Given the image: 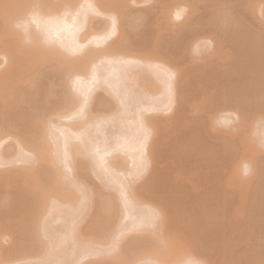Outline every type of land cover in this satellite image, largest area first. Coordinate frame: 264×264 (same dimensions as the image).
<instances>
[{"label": "rangeland", "instance_id": "rangeland-1", "mask_svg": "<svg viewBox=\"0 0 264 264\" xmlns=\"http://www.w3.org/2000/svg\"><path fill=\"white\" fill-rule=\"evenodd\" d=\"M163 1L164 2H161V0H129L125 2L121 9L122 13L119 22L122 32H118L117 34H114V36H111V38L106 41L105 45L114 44L119 40L120 43L136 55L143 56L149 53L148 58L152 57L153 61L164 62L167 64L169 70H177L173 76V82L177 83V85H175L177 88L175 87L173 93L170 91L166 94V91H164L161 92V95H156L155 97H147L148 95L142 96V90L136 85V87L133 85V89L131 87L132 85L127 86V84L130 85V83L123 86L125 84L119 80V74V76L117 74V76L111 74L107 75L106 71L110 66H108L107 61H102L100 64H97V74L101 77L98 80V83H96L94 87L91 86L89 89L91 90L89 91V94H92L93 91L96 94H92L95 98L93 100L91 99L92 101H89L90 103L88 102L89 107H87L89 109L88 111L91 112V115L95 117L100 115V117H97L98 121L94 120V126L90 123V126L86 124L88 127H83V129H87H82L85 132L82 131V134L84 136L83 138L86 137L85 141H89L88 143L91 144V148H93L96 143L97 145H101L102 143V147L100 146L102 149L100 150L102 151L103 147L106 150V147L108 146L110 147L108 150H110L111 154L110 152H105L103 153V155L105 154L103 159H101L96 155L97 153H95L94 148L91 149L89 147L90 150H88L87 158H83V161L79 158L75 162L77 165L73 164L72 166L74 167L71 166V168L64 169L65 171L62 170L60 172V177L63 178V173L64 177L68 180L77 175L78 167L87 170L86 167L89 169L92 165L91 169L97 170V173H100L97 177V174H91L92 170H87L88 176L86 175V180L83 178V182L85 183V188L83 187V190H85L84 193L86 194V189L88 191V187H92L93 195L91 194V196L94 197L98 192L97 190H100L99 192L103 193V195L104 193H108L109 196L113 198L116 204L114 205L113 202L115 207L113 210L114 213H111L112 215L109 214L111 217L107 215L109 219L106 221V214L105 216H102L104 213H100V217L102 218L101 220L106 223H110L111 221L112 223H116L117 220L118 223H116V225L115 223H110L113 228V231H111L112 228H110V231L114 232L116 229V233L114 232L115 234L112 233V235H109L110 233H108L105 235V243L103 242L102 245L99 244L98 249H94V252H96L95 255L93 252L94 247L91 250V246H86V244L89 243L86 242V238H89V234L91 233L89 230L93 231V229L89 227L92 225L96 214V211H94L96 210V206L94 204H96L95 202L97 201L96 199L99 198L98 196L101 195H95L93 198L94 203L90 202V204H86L85 202L84 204L83 199L85 200L90 193L87 192V195L84 198L85 194H83V190H81L82 187L81 189H77L80 187L75 188L78 184L76 185L75 178H72L75 182L73 188L75 191L73 192L76 196H82V202H80L81 200L79 198L81 205L72 209L66 206V208L68 207L73 211V214L71 211L70 213L68 212L69 216L63 208L65 207L64 205L60 207L66 212L65 214L62 213L63 211H60L61 208L53 206L52 208H56V210L58 209L57 212L60 211L64 216L63 217L58 213L62 217H59L60 219H57L58 215L55 209H50V211L48 209V211L54 215L52 217L50 213V215H47L48 217L45 215L48 227L47 223L43 224L45 222L43 221L45 218H43L41 231L39 230L40 228H38L40 223H36L38 226H34V228L38 229L37 231L34 229L36 232L34 237L37 236V234H39L40 237L43 236L44 234L41 233H43V230L45 229L48 236L54 238L50 241L51 237H48L50 242L49 244H46L50 245L52 240H55L52 242L55 247L52 245L54 248L51 250V252H54L55 250L56 253H53L54 255L58 254L56 256L59 257V255H62V252L65 251L64 253H67L66 257L68 258V253L73 250L72 252H74V254L70 253L72 255L71 258L66 259V257L63 256L64 254L62 255L63 260L66 259L68 262L72 260L71 264L77 262V259L79 260L78 257H80V253L78 252L80 250L81 253H85V251H82L83 249L85 250V247L87 248V251H89V249L91 251H89V255H86L77 262L79 264H120V260H117L116 258L114 259V256L118 253L120 254L121 250L124 251V253H121L122 255L124 254L123 259L129 260L131 256L138 255L145 244H147L146 242H148L150 234L152 233L150 231L142 232L141 230H137H139V227L146 226V223H148V225L151 224L149 226H152L153 228L155 227L154 229L151 227V230L155 231L158 225L161 227L164 226L163 231L170 235L172 234L171 236L174 235L177 238H180L178 239L180 241L179 246L186 249V254L183 258L185 259L187 257L185 259L186 261H192H190L191 263L189 262V264H264V150H261L259 147L261 142H264V136L262 135L261 138L260 135L264 132V130L263 132H261L262 130L260 131L261 128L263 129L261 126H264V0H247L250 1L248 7L243 4L244 0ZM163 4L167 5L169 9L168 11L175 10V7H180L178 9L179 11H182V13L180 12L178 17L165 15L162 11ZM104 13L106 16L107 12ZM105 16H103L102 13H97L96 15L93 14V17L91 16V26L99 30L103 29V27L106 28L105 21L108 20L104 18H108V16ZM136 17H138V20L140 19L139 17H142L140 19L141 21L137 22V20H133L134 18L136 19ZM9 35L10 36L6 33L5 39L8 41H14L15 35L12 34L13 37L11 34ZM150 43L153 44V46L156 44L159 46L155 47L156 49L158 48L156 52L149 50V48L152 47ZM1 56L0 72H4L8 69L9 64L5 62L7 64L5 66ZM146 64L147 65L144 63V65H142L143 69H146L144 66H147L148 68L150 65L148 62H146ZM59 66L60 65H57L55 61L36 66L34 71L35 80L37 82L35 81V83H39V87L37 84L32 86L35 92H32L33 90L27 91L26 89L28 88L25 89L24 84L17 83L14 87L15 90L13 89L12 91V89H10V91H7L8 93L5 92L7 96L3 93L7 98L11 91L14 92V95L13 93L12 95L14 97L16 96L15 99L13 96V100H10V96L8 99L12 102L11 104L5 96L3 98L1 97L3 94L0 96V100H7L12 106L11 110L10 105L8 106L6 101L3 102L4 104L0 102L2 104L0 109L1 112L2 109L7 106L5 110H3V112H5L4 114L0 112L3 115L0 114L1 127L3 126L4 128V124L6 127L7 125L9 127L15 126L14 128L16 129L17 127V130L10 128V131H8L9 128L6 127L5 130L13 133V136H21L25 133L28 134L29 131V133L34 131L29 128L27 123L31 117L35 116V114L44 119L49 117L50 120L47 125L49 129L48 131H50V127L52 126L50 125L52 121H55L53 124L58 126L61 122L66 125L73 120V118L69 116L64 119H57L58 114L66 110L64 102L65 98L63 96L64 94H62L66 86L65 83H63L65 88L62 90V83L60 84L59 81V79H62V77H60V74L62 73H59V71L63 70V68L60 69L61 66ZM138 66L135 67L134 70L138 71V68L139 70H142L141 66ZM159 72L161 73L160 76L163 75L161 78L166 77L162 71H158V73L156 71V75H158ZM103 73L106 74V77H103ZM102 78H105V81H103ZM162 79V82H164L163 84H166L168 80L166 78ZM101 81L106 82V85H108L103 86L104 83ZM100 85L104 88L108 87L105 90L110 92L107 93L104 89L103 91L101 89L103 88L102 86L99 89ZM109 85H111V90L109 89ZM35 87H38V89ZM119 87L121 90L118 89ZM127 87L129 88L127 89ZM23 90L26 92L24 91V93ZM20 91H22L21 94ZM131 91L134 94H132ZM36 92L40 93L37 94ZM125 92L127 94H125ZM33 93H36V96H33ZM18 94L20 97L17 96ZM113 94H115V96L120 94V97H114ZM23 95L24 97L21 98ZM170 95H174L175 100L172 102L170 101L169 103L168 99ZM127 96L130 98H127ZM164 96L167 98L166 100H164ZM145 97H147L149 101L153 98L157 103L154 102V100L152 101L159 106L162 103L164 104L161 105L159 109L157 108L158 110L147 113L148 115L157 117L159 125L161 126L162 124L163 130L161 127L160 130L162 132L157 131L159 134L153 132L154 134L151 133L153 136L150 135L151 139L149 138L148 143L155 148V154H153L155 158L151 163H148L149 165L146 164V169L143 170V167L135 166V163L137 164V162L138 165L140 164L139 158L138 161L135 162V160L132 161L133 159L131 160L130 157H127L126 155V157L130 159V163L127 162V166L130 168L129 171L131 169H137L139 172L138 173L134 170L136 173L133 172L131 176L135 175L129 179L130 175L125 178V176L118 174L113 170L110 171L109 168L106 169L104 165L108 163V160L112 159L110 157L120 158V155L121 157L125 156V153H122L120 150L121 148L118 149L117 147V143L120 142V140L126 139L125 141L128 142L130 136L131 138L137 139L136 133H138L139 136L141 135V130L138 129L139 124L136 122V119L140 114L138 112L141 111V113H143L144 105H150ZM161 97L162 100H159ZM20 98L23 100L18 101ZM16 99L18 103L22 102L20 103L22 106H20V104L16 106L18 104L16 102L17 104H14V108L12 104ZM119 100H123L124 102L120 101L122 103L120 104ZM146 100L148 102H146ZM160 101L162 103H160ZM116 103L120 109H117ZM124 104L127 105V110L126 105ZM142 105L144 107H142ZM110 106L112 108H110ZM163 106L164 108H162ZM19 107L21 108L20 113L17 114ZM7 108L9 111L11 110V112H9ZM115 108L118 110L117 114L115 113L116 116L114 115V117H112L111 114L109 115L111 118H109V112L116 111ZM109 109L111 110L109 111ZM112 109L114 110L112 111ZM123 109L125 113H123ZM118 112L120 114H118ZM102 113H107L104 114V116L107 117L106 119H103ZM50 115L52 116L50 117ZM81 115V113H77V119L80 120ZM76 116H73L74 119ZM222 117H226V119L222 120ZM69 118H72V120H69ZM131 119L133 121H131ZM245 119L247 120L245 121ZM126 120H129L127 121L128 123L125 122ZM254 121L257 122V126ZM244 122H249L251 124L245 123L244 126L242 125ZM131 125L134 126L132 127ZM252 126L256 127V130H253ZM58 127H53L52 130L55 135H57V133L59 135L55 136L51 133L53 136L51 137L48 132L51 137L49 138V143L50 141H58L57 144H59V147L56 144V147L53 148L52 146H54V142H51L52 144L50 143L51 150L53 149L51 156L53 155L52 157H55L58 160L57 165L59 164V166H63L64 163H67V155L64 152V154H61V156L64 157L66 155L65 158H62V160L64 159L63 163L62 160H60L61 158H59V148L62 147L60 145H62L64 139H66H62L63 136L67 137V135L70 136V134L67 133L65 136L67 131L65 130L64 133L62 130L64 134H62V136L60 130L63 128L61 126ZM135 128L138 130L136 131ZM258 128L260 129L258 130ZM64 129H66L65 126ZM128 131L130 132L128 133ZM131 131H133V136L128 135L131 134ZM87 132L88 134L86 135ZM122 133L124 136L123 139L121 138L123 137ZM125 133L128 134L125 136ZM127 135L129 137H127ZM155 135L157 137H155ZM11 136H9L10 138L8 136V138L2 136L5 140L2 139L3 141L1 140L0 142L2 143V145H0L2 151H0L6 154L2 153L5 157H8L9 154L14 155V153L19 156H13L12 161L8 157L10 163L8 161V164L1 163L0 165V197L2 202L5 200L4 203H2L5 204L4 207L1 206L2 204L0 200V264H52V262L54 263V260L58 259L56 256L53 258L54 255L52 253L45 252L50 254L51 257L43 253V255H46L44 258L40 255V252H38L40 255L39 258L36 251L32 252V249L37 250V246H35L37 244H34L35 248L27 237L15 234L12 231L10 232L9 228H7L9 223L6 222V225L4 222L5 220H16L17 217H24L27 214V210L29 211V209H27L28 204H31L30 198L25 193L20 192L17 188H13L8 181L2 179L5 171L10 170L11 166H20V163H22L16 161L18 158H21L20 156L22 155V152L20 149L17 150V144ZM52 138H55L56 140H53ZM88 138L92 141L90 139L88 140ZM61 139L63 140L62 142ZM97 139L99 140L98 142ZM134 139L131 140L134 142ZM93 140H95L96 143H94ZM130 141L128 142L129 144ZM59 142H61V144ZM104 143L106 146H103ZM114 144L115 146H112ZM150 145L149 147H151ZM6 148H10L11 150H7ZM57 149V155L59 157L54 153ZM90 152L93 153V155L90 154ZM106 155L110 159H107L108 157H105ZM14 157H16V160ZM69 162L70 160L68 163ZM140 162L142 161L140 160ZM23 164L25 165V163ZM146 165L144 164V167ZM101 166H103V168ZM139 166L143 165L141 164ZM139 168L142 169V171H140ZM116 174L118 175L116 176ZM65 178L63 179L66 181ZM129 180L130 182H128ZM71 182L72 181L70 180V183ZM121 182H123L122 185L120 184ZM66 183L68 184L69 182L66 181ZM129 183L133 184L138 189L140 203L137 202V207L135 204L136 202L130 203L129 201L126 203L127 198L124 197L125 194L120 193L123 192L124 187L129 186ZM77 190H80L79 193L82 194H77ZM1 195H3V197ZM122 197H124L125 200ZM88 200L90 199L88 198ZM85 201H87V199ZM127 204L129 206L126 207ZM161 204H164L165 206ZM82 205H84V207L81 209ZM117 206L121 209V213H119V211L116 213L118 210V208H116ZM29 207L31 208L30 205ZM88 209H92L93 211L90 210L89 212ZM157 209H161L163 212L161 218L160 215H158L159 212ZM75 210H77V212ZM123 212H127L129 216H125L127 213ZM56 215L57 218L55 219ZM113 216H116L117 218H114ZM118 217L120 218L118 219ZM90 221H92V223H90ZM77 225L80 232H83L82 239L85 238V242H82L83 240H81L78 242V244L80 243L78 246L76 243L73 245L74 249L71 246L72 242H68L70 245H65L64 247L62 246L63 244L58 243L59 245L61 244V250L56 242H60V238L63 237H65V239H63L62 243L70 241L66 237L68 236L67 234H70L68 228ZM113 225L116 228H114ZM148 225L146 228L149 227ZM120 231H123V233L125 231L127 235L125 233V235L120 234ZM51 232L52 234H50ZM46 233L45 235H47ZM39 235L37 238H40ZM107 235L108 237L110 236V238H107ZM112 237L113 239H117L120 243L116 244L118 245V248L116 246V251L109 255L107 254V250L113 245V242L115 243L114 240H111ZM119 237L123 240L124 238L130 239L128 241L127 239H125L126 241H123L119 240ZM26 238L28 240H26ZM37 238L36 240L38 242ZM94 238L96 237L94 236ZM33 239L32 242L34 243L35 239ZM44 239L48 242L45 236ZM107 239L113 242L111 243V241ZM25 242L26 244H24ZM22 243L26 245L25 248L22 246ZM121 243L123 244L120 246L121 250L119 251V245H121ZM19 245L22 247L19 248ZM91 245L98 246V244ZM47 248L45 251L50 252ZM57 248L61 251L59 252ZM20 249L21 251L25 249V251L22 252V255ZM23 253L26 254L24 255ZM73 255H76V260H73ZM37 256L38 258H36ZM51 258L53 259L52 262ZM99 258H103V260L96 261ZM194 259L196 262H194ZM59 260H61V258ZM66 260H64L65 262L63 261L64 264L68 263ZM145 260L139 259V263L136 262V264L151 263V260L150 262L148 259ZM152 260L154 261V259ZM183 260L181 257L179 263L188 264L182 262ZM135 261H137V259ZM133 262L134 261H132V264Z\"/></svg>", "mask_w": 264, "mask_h": 264}, {"label": "bare ground", "instance_id": "bare-ground-1", "mask_svg": "<svg viewBox=\"0 0 264 264\" xmlns=\"http://www.w3.org/2000/svg\"><path fill=\"white\" fill-rule=\"evenodd\" d=\"M127 1H129V0H0V47H1L0 48V56L2 55L1 56L2 61L5 64V66L7 65L5 62H7L9 64L8 69L6 71H4V69H3L4 72H2V71L0 72V74H1L0 75V96L5 92L8 93L7 91H10V89H12V91H13L15 84H17V83L24 84L25 89L28 88V89H26L27 91L33 90L34 88L32 86L34 84H37L39 87V83H35L36 80H35L34 69L36 68L37 65H43V64H46L50 61H55V63L57 65L61 66V67L59 66L60 69L63 68V70L59 71V73H62V74H60V77H62V79H59V81H60V84L65 83V86H66V88H65L64 84L63 85L61 84L62 90L65 88V90H64V92H62V94H64L63 96L65 98L64 99L65 100L64 101L65 107H66L65 109L67 110V111L65 110L66 112L62 111V113H60V114L57 113L58 114L57 119L58 118L64 119V118H67L68 116L73 118V120H72V118L71 119L69 118V120H72L69 124L64 125V123L62 124V122H61L62 125L61 124L58 125V126H61L63 128L60 130L61 132H62V130L64 131V133H65V130L67 131L65 133V136L67 135V133L70 134V136L67 135V137H64L63 132L61 133V135L63 134L62 139H64V138H66V139H64V141L61 139V142L63 141V144L60 145L62 147L59 148L60 149V151H59L60 157L57 155L58 149L56 152H54V153H56V156L61 158L60 160H62V158H65L67 155V157H66L67 163H64V159L62 160V162L64 163L63 166H59V164L57 165L58 160L55 157H52L53 155L51 156V152L53 149L51 150L50 143L51 142L53 143L54 141H50V143H49V138L53 137L52 135H55L53 130H52L53 127L57 128L58 126L53 124L55 121H52V123L50 121L51 124L50 123L49 124L52 125L53 127L51 126L52 128L50 127V131H48L49 129H48L47 125H48V122L50 120L49 117L45 118L46 119L45 120L44 118L38 117V116H36L37 114H35V116L31 117L27 123L29 128L33 129L34 131L33 132L31 131V133H29L30 132L29 131L28 134L25 133V134H22L21 136H13L14 135L13 133L7 132L5 130V127H6L5 124H4V128H3V126L2 127L0 126V137L4 136V137L8 138L9 136L12 135L11 138L15 140V143L17 144V150L20 149V151L22 152L21 153L22 155L20 156L21 158H18L16 160L15 159L16 157H14V159L17 162H19V161L22 162V163H20L21 165L20 166L15 165L14 167L11 166L10 170L5 171L4 176H2L3 177L2 179H5L6 181H8L11 184V186H13V188H17L20 192L25 193L30 198V203H31V204H28L27 209H29V211L27 210V214L24 217L23 216H22V218L17 217V219L15 218L16 220H12V219L11 220H5L6 219L5 218L4 222L9 223L8 225L6 223V225H7V228H9L10 232L12 231L15 234L27 237L33 246H34V244H37L35 246H37L38 251L36 249L35 250L32 249L33 250L32 252H35V251H36V253L40 252V255H42L43 257L46 256V255H43V253H45V252L52 253V254L56 253L54 249H53L54 252H51L52 248L55 247L54 243H52L55 240L54 241L52 240L50 245L46 244V243L49 244V242L51 241V239L53 237L48 236V234L45 232L46 230L44 229V225H43V229H44L43 233L40 232L41 234H44L43 236H41L43 238H41L40 235L37 234V236L39 235V237H40V238H37V236H35L38 239V242H37L36 238L34 237V235H36V232L34 230L36 228H34V226L35 227L38 226L36 223H38V224L40 223V225L38 227V228H40L39 229L40 231L42 230L41 227H42L43 221H45L43 224L47 223V227H48V222H46L47 221L46 216L51 214L49 212L50 209L56 210V208H61L62 205L65 206L63 208H64V210H66L67 215L69 216L68 212L70 213L71 210L68 207H70L71 209L77 208L78 205L79 206L81 205L80 202H82V199H81L82 196H78V195L76 196L75 193L73 192V191H75L73 189L75 182L72 180V178H75L74 180H76V185L81 184L79 186L77 185L75 188L80 187L77 189H81V187H82L81 190H83L85 188V186H84L85 183L83 182V180L86 178L87 170H89V169L92 170L91 174H94V175L97 174V177H98V174H100V173H97V170L91 169L92 165L90 166L89 169L85 165L87 170L85 168H79L78 167V172L76 171L77 175L72 177L71 179L69 178L73 183L72 182L70 183V180L65 178L63 173H62L63 178H65L66 181H68L71 185L73 184L72 186L69 183L67 184L66 181L62 177H60V175H61L60 172L64 169L71 168V166L73 164L77 165V164H75V162L79 158H81L82 161H83V158L84 159L87 158V153L89 152L88 150H90L89 147L90 148L92 147L91 144L88 143L89 141L88 142L85 141L86 137L83 138L84 136L82 133L84 132L83 130L85 129V128L83 129V127L90 126L89 123L92 124V126H94L93 125L94 122L96 120L98 121L97 117H100V115L95 117V116L91 115L90 111H88L89 110L88 104L90 103L89 101H92L95 98L94 95L92 96L94 91L92 94H89V91H91L89 89L91 88V86L94 87L95 84L98 83V80L101 77V76H98V74H97V71H98V69H97L98 65L97 64H100V62H102V61H105V62L107 61L108 66L109 65L110 66H109V69L106 68L107 69L106 74L107 75L111 74L113 76H117L119 74L120 78H121V79L119 78V80H121L125 84V85H123V84H121V85L126 86L127 83H130V85L127 84V86L132 85L131 86L132 89H133V85L134 86L136 85L138 88H140V90H142L141 91V93L143 92L142 96L148 95L147 97H149V96L155 97L156 95L157 96L161 95V92H164V91H166V94H167V92H170V91H171V93H173V91L176 87L175 85H177V83L173 82V76L177 70H174V69L169 70L167 64H165L164 62L153 61L152 57H150V56H149L150 58H148L149 53L146 55H143V56L136 55L132 51L128 50V48L126 46H124L122 43H120L119 40L117 42H115L114 44L105 45L106 41L109 40V38H111V36H114V34H117L118 32L119 33L122 32V30L120 29L121 26H119L120 17H121V13H122L121 9L124 6L125 2H127ZM131 1H134V0H131ZM161 2H164V1L161 0ZM243 4L248 7L250 5V1L244 0ZM178 8H180V7H178ZM178 8L175 7V10L173 9L174 11L173 10L168 11L169 9H168L167 5L163 4L162 11L165 15H170L172 17H176V16L178 17L180 15V12L182 13V11H179ZM104 12H107L106 16H108V18L104 15L105 14ZM97 13H100V14L102 13V15L106 17L104 19L108 20V21H105L106 22L105 23L106 28L103 27V29L99 30V29H95V27L91 26L93 14L96 15ZM139 18L141 19L142 17H139ZM140 19L138 20V17H136V19L134 18L133 20H135V21L137 20V22H138V21H141ZM6 33L8 34V36H10L9 34L15 35V40L14 41L9 40L10 41L9 42L7 39H5L7 37V35L5 37ZM13 35H12V37H13ZM11 39H13V38H11ZM151 45H152V47H150ZM151 45L149 46L150 47L149 50L156 52L158 49V48L157 49L155 48L157 46V44L154 46H153V44H151ZM157 47H159V46H157ZM42 48H43V50H42ZM146 62H148V64H150V65L148 66V68H147V66H144V67H146V69H143L142 65H144V63H145V65H147ZM138 65L141 66L142 70L141 69L139 70V68H138V71L134 70L135 67H137ZM156 71H157V73H158V71H162L164 76H166V77H162V78H164V79L166 78L168 80L166 82V84H163L164 82H162L163 79L161 78V76H163V75L160 76V74H161L160 72L158 74L159 76L156 75ZM99 72H100V70H99ZM104 73H103V77H106V74H104ZM104 79L102 78L103 81H105ZM113 79H114V77H113ZM61 80H63V81H61ZM103 81H101V82H103ZM106 82H107V80H106ZM106 82H103L104 83L103 86L106 85ZM37 85H35V86H37ZM101 86L102 85L99 86V89ZM38 87H35V88L38 89ZM109 87H110L109 89L111 90V85H109ZM106 88H108V87H106ZM106 88L103 87L101 89L105 90ZM121 88H124V87H121ZM128 88L129 87H127V89ZM114 89H116V88H114ZM118 89H120V87ZM132 89H130V90H132ZM12 91H11V93L8 94L7 98H6V96H7L6 93H5L6 96H5V94H3L1 97L3 98L5 96V98L8 100L9 96H10L11 97L10 100H13L12 98L14 97L13 96L14 92H12ZM24 91L25 90H23V92ZM21 92L22 91H20V94H21ZM32 92H35V91L33 90ZM37 92H38V90H37ZM105 92L109 93L110 91L108 92L107 90H105ZM126 92H125V94H127ZM12 93H13V95H12ZM36 93L35 94L33 93L34 94L33 96H36ZM39 93H37V94H39ZM118 93H120V92H118ZM131 93L134 94L132 91H131ZM87 94H89V95H87ZM94 94H96V93H94ZM120 94L118 95L119 97H120ZM129 94H130V92H129ZM25 95H27V94H25ZM17 96L20 97L19 94ZM113 96L118 97V96H115V94H113ZM139 96H140V94H139ZM15 97H14V99H15ZM23 97H24V95L21 96V98H23ZM28 97H30V96H28ZM96 97H98V96H96ZM147 97H145V99ZM151 97H150V99H151ZM21 98L18 101H22L23 99H21ZM127 98H130V97L127 96ZM163 98H165V96ZM17 99H19V98H17ZM17 99L12 104L13 106L16 102L18 103ZM166 99L167 98H165L164 100H166ZM3 100H0V102L1 103L5 102V101L7 102V100H4V101ZM10 100H8V101L11 104L12 102ZM147 100H148V98H147ZM147 100H146V102L149 101V100L148 101ZM152 100H154V99L152 98ZM159 100H162V97ZM173 100H175L174 95H170V97L168 99L169 103H170V101L172 102ZM120 101L121 100H119V102ZM151 101H149L148 104H150V105H148V106L144 105L145 106L144 107L142 105V107H144L143 113H141V111H140V112H138V113H140L138 115V117L135 116V117H137L136 122L139 124L138 129L141 130V133L139 131V133L141 135L139 136V134L136 133L137 139H134V138H131V136L130 137L128 136V135H132L133 131H131V134H128L130 131H128V133H125V136H126V134H128L127 137H129L130 140L134 139L135 143L132 140L130 141L129 139H127L130 141V144H129L128 143L129 141L127 142V141H125L126 139H123L124 136L122 133L123 137H121V138L123 140H120V142L117 143L118 144L117 147H118V149L121 148L120 150L122 151V153H125V156L121 157V155H120L119 156L120 158L110 157V158H112V159H110L106 155L105 157H108L107 159H110V160H108V163L106 165H104V167L106 169L109 168L110 171L113 170L114 172L125 176V178H127L128 175H130L129 176V179H130V177H133L135 175L134 174L133 176H131L133 174V172L134 173H136V171L138 172L137 169H133V170L131 169L132 171L131 170L129 171L130 168L127 166V164H128L127 162H129L130 159L131 160L133 159L132 161L135 160V162H137L138 158H139V163H140L139 165L142 164L143 166H139L138 162H137V164L134 162L135 166L141 167V168L143 167L142 169L144 170L147 168L146 164L151 163V161H153V159L155 158L153 155V154H155L154 153L155 148H153V146H151L148 143V140H149V138L151 139L150 135L153 136V134H154L153 132H156L159 134V132L161 131L160 128L162 127V124L160 126L157 117H153V115L151 116V115H148L147 113L152 112L154 110H158L161 107V105H164V104L160 101V103H162V104H160V106H159V105L154 103V102L157 103L156 100H154V102L152 101L153 103ZM9 102H7L8 106L10 105ZM121 102H120V104H122ZM163 102H166V101H163ZM7 103H6V105H7ZM20 103H22V102H19L16 106H18ZM23 103H24V101H23ZM166 103H168V102H166ZM158 104H159V101H158ZM124 105H126V104H124ZM20 106H22V104H20ZM1 107H2V104L0 106V109H1ZM3 107H4V105H3ZM10 107L12 110L11 105H10ZM116 107H117V109H120V107L118 108V104L116 105ZM5 108L2 109V112L1 111L0 112L4 114L5 112H3V110H5ZM14 108H15V106H14ZM110 108H112V107L110 106ZM162 108H164V106ZM20 109L21 108L19 107L18 108L19 111L17 114L20 113ZM62 109H64V108H62ZM117 109H116V111L114 109H112V111L113 110L114 111L109 112L108 116L112 114V117H114L115 113L117 114V111H118ZM7 110H8V108H7ZM11 110L10 111L8 110V111L11 112ZM110 110L111 109H109V111ZM126 110H127V105H126ZM122 111H123V113H125L124 109ZM54 113H52V114H54ZM77 113L82 114L80 120L77 119L78 118V116H76ZM129 113H128V115H129ZM17 114L15 113L16 116H17ZM21 114H22V111H21ZM104 114H107V113H104ZM104 114L102 115V117H103V119H106L107 117L104 116ZM118 114H120V113L118 112ZM72 115L74 117L76 116V118L74 119V117ZM51 116L52 115H50V117ZM94 117L97 119H95ZM118 117H120V116H118ZM109 118H111V116H109ZM123 119H124V117H123ZM225 119H226V117L225 118L222 117V120H225ZM246 120L247 119H245V121ZM127 121H129V120H126L125 122H127ZM131 121H133V120L131 119ZM249 122H244L242 125H244L245 123H249ZM86 124H88V126ZM131 124H133V123H131ZM134 124H136V123H134ZM249 124H251V123H249ZM255 124L257 126V122H255ZM1 125H3V124H1ZM64 126L66 129H64ZM127 126H130V125H127ZM14 127H9L7 125L6 128H9L8 131H10V128L17 130V127H16V129ZM261 127H263V129L258 128V130L260 129V131L262 130L261 132H263L264 126L262 125ZM135 129H136V131L138 130L137 128H135ZM254 129L256 130V127H253V130ZM162 130H163V127H162ZM136 131H134V132H136ZM157 131H159V132H157ZM48 132L50 133V135L52 133L51 137H50ZM55 132H56V130H55ZM88 132L86 133V135L88 134ZM151 133H153V134H151ZM57 135H59V134L57 133ZM57 135H55V136H57ZM260 135L262 138V135L264 136V132H263V134H260ZM127 137H125V138H127ZM155 137H157V136L155 135ZM90 138H88V140ZM2 139H3V137L0 138V142ZM52 139L56 140L55 138H52ZM3 140H5V138ZM98 141L99 140L97 139V142ZM118 141H119V139H118ZM57 142H54V146H52L53 148L56 147ZM61 142H59V143L61 144ZM93 142L96 143L95 140H93ZM131 142H132V144H131ZM105 143L103 146H106ZM0 145H2V143H0ZM57 145L59 147V144H57ZM101 145H102V143H101ZM101 145H97V143H96V144H94L93 148H94L95 153H97L96 155L99 156L101 159H103V156L105 155V154L103 155V153H105V152L109 153L110 150H108V149L110 147L107 146L106 150L103 147V150H105V151H103V150L101 151L100 150V149H102ZM149 145L151 147H149ZM112 146H115V144ZM4 148H5V146H4ZM93 148H91V149H93ZM61 149H62V151H61ZM0 150L2 151V149H0ZM7 150H11V149L9 148ZM112 150H114V149H112ZM1 151H0V161H1L0 165H1V163H4V164L7 163L8 164V161L10 163V159L12 161L13 160L12 157L18 155L16 153H14V155L9 154L10 156L7 154L8 157L10 158V159H8V157H5L6 154L4 152H1ZM63 152L66 154L65 157L61 156V154H64ZM2 153H4L5 155ZM90 154L93 155V153H91V152H90ZM110 154H111V152H110ZM126 155H127V157H130V159L127 158ZM17 157H19V156H17ZM91 158H93V157H91ZM100 158H98V159H100ZM107 159H106V161H107ZM69 160H70V162L68 163ZM91 160H93V159H91ZM140 160L142 162H140ZM97 161H99V160H97ZM23 163H25V165ZM101 164H102V162H101ZM144 164L146 165L145 167H144ZM72 167H74V166H72ZM101 167L103 168V166H101ZM142 169H140V171H142ZM134 170H136V171H134ZM93 171H95L96 173ZM40 174H42V175H40ZM118 174H116V176ZM120 177H122V176H120ZM128 182H130V180ZM122 183L123 182H121L120 184L122 185ZM132 183H133V181H132ZM133 186H134L133 184L129 183V186L124 187L123 192H120V193L125 194V196L124 195L123 196L125 198H127L126 203H128L129 201H130V203L136 202L135 204L137 207V202L140 203L139 192H138V189L134 186L136 188L135 189ZM88 188H89L88 191L86 189V194L84 193L85 190H83V194H85L84 198L86 197L87 192L90 193L86 197L87 201H85L86 199L85 200L83 199L84 204H85V202H86V204L87 203L90 204V202L94 203L93 198L95 197V195L96 196H98L97 194L101 195V196H98L99 198L96 199L97 200L95 202L96 204H94L96 206V208H95L96 210H94V211H96V214L94 216V221H93V223H92V221H90V223H92V225L89 228H92L93 231L89 230L91 232L90 233L91 235L89 234V238H86V242H89V243H87L89 245L86 244V246H88V247L91 246V250L94 247L93 248V252H94L95 248L98 249L99 244L102 245L103 242L105 243V241H104L106 239L105 235L108 233H110L109 235H112V233H114L116 230L115 229L114 232H111V231H113L111 224H113L115 222L112 223V221H111L110 222L111 224L105 222L106 220L109 219L107 217V215L109 217H111L109 214L114 213V211H113L115 209L114 205H116V204H115L113 198L110 197L108 193L107 194L104 193V195H103V193L99 192L100 190H97L98 191L97 194H95L93 197V196H91V194L93 195V188L92 187H88ZM79 191L80 190H77L78 193L77 192L76 193L79 195L82 194V193H79ZM1 196L3 197V195H1ZM88 196H91V197H88ZM124 197H122V198L125 200ZM79 198L81 201L79 200ZM88 198L90 200H88ZM7 199H8V197H7ZM0 200H1V204L4 203V201H5L4 200L2 202L1 197H0ZM137 200H139V201H137ZM6 202H7V200H6ZM113 202H114V205H113ZM92 203H91V205H92ZM4 205L5 204H2L1 206L4 207ZM29 205L31 206V208L29 207ZM161 205H164V204H161ZM53 206H58V207L52 208ZM66 206H68L67 207L68 210H67ZM127 206H129V205L127 204L126 207ZM83 207H84V205L81 206V209ZM89 207H91V206H89ZM130 207H131V205H130ZM63 208H61L62 210L60 209V211H63L62 213L65 214L66 212H64ZM91 208H94V207H91ZM116 208H118V206ZM48 209H49V211H48ZM79 210H80V208H79ZM88 210H89V212H90V210L93 211L92 209H88ZM130 210H131V208H130ZM57 211H58V209L56 210V212ZM60 211L57 212L58 218L56 215L55 219L56 218L60 219L59 217L63 216ZM75 211L77 212V210H75ZM118 211H119V213H121L120 212L121 209L118 208L116 213H118ZM157 211L159 212L158 215H160V218H161L163 216V212L161 211V209H157ZM128 212H129V210H128ZM58 213H60L61 216ZM71 213L73 214V211H71ZM100 213L101 214L104 213V215L102 214V216H105V214H106L105 217H107V219H105V221L101 220L102 218L100 217ZM123 213H127V212H123ZM129 214H130V212H129ZM53 215L51 214V217ZM117 215H120V214H117ZM125 216H129L128 213L125 214ZM113 217L115 218L116 216H113ZM43 218H45V219H43ZM92 218H91V220H92ZM119 218L120 217H118V219ZM42 219H43V221H42ZM116 223H118L117 220H116ZM116 223H115V225H116ZM150 223H152V222H150ZM146 224L148 225V223H146ZM149 225H151V224H149ZM109 226H111V227H109ZM146 226L145 225L141 226V228L139 227V230H137V231L141 230L142 232H145V231L149 232L150 231L152 233V234H150V239H148V242H146L147 244H145V246L140 251V253L138 255L131 256V258L129 260L123 259L124 254L122 255L121 253H124V251H122L120 248V246H122V244H123V243H121V245H119V251L121 250V252H120V254L118 253L116 256H114V259L116 258L117 260H120V264H132V261H134L136 264V262H138L139 259H144V260L148 259L149 262L151 260V263H149V264H152V263H154V264H180L179 260H181V257L183 260L184 259L183 257L186 254L185 253L186 249L179 246L180 241L178 239H180V238H177L174 235L171 236L172 234L170 235V234L166 233L165 231H163L164 226L161 227L158 225L159 227L157 226V229H155V231L151 230L153 228L152 226H149L147 228H146ZM45 227H46V225H45ZM113 227L116 228L114 225H113ZM136 227H134V228H136ZM110 228H112L111 231H110ZM161 228H163V229H161ZM37 229H36V231H37ZM68 229L70 230V234H67L68 236H66V237L70 241L65 240L66 243L65 242L62 243L63 239H65V237H63V234H62L63 238H60V242H56L57 244L61 243V244H63L62 246L64 247L65 245H70V243H68V242H72L71 246L73 247V245H75L76 243L78 246L80 244V243L78 244V242H80L81 240H83L82 242H85V238L82 239L83 238V232L82 233L80 232L78 225L75 227L71 226ZM69 230H68V233H69ZM121 230H123V229H121ZM45 233L47 235H45ZM124 233L126 234L125 231H124ZM124 233L122 231L120 234L123 235ZM50 234H52V232ZM176 234H178V233H176ZM44 236L47 238V240H48V237H51L50 241L48 240V242H47L44 239ZM94 236L96 238H94ZM177 236H179V235H177ZM33 237L35 239L34 243L32 242ZM27 238H26V240H28ZM107 238H110V236L108 237V235H107ZM42 239H43V241L44 240L45 241L43 242ZM87 239H89V240H87ZM125 239H127V238H124V240ZM129 239H127V241ZM107 240H109V239H107ZM111 240H114L115 244L120 243L119 241H117V239H113V237L111 238ZM111 240H109V241H111ZM119 240H123V239L120 238ZM22 241H23V238H22ZM73 242H74V244H73ZM112 242L113 241H111V243ZM19 244H21V243H19ZM24 244H26V242ZM24 244L22 246L25 248L26 245H24ZM61 244L60 245L58 244L59 245L58 247H60ZM91 244H93V245L98 244V246L97 247L92 246ZM112 244H114V242ZM52 245H54V247ZM22 246L19 245V248ZM84 246H85V244H84ZM116 246L118 248V245H116ZM49 247H50V249H49ZM46 248L48 250H50V252L45 251ZM61 248L62 247H60V249ZM21 249H20V251H21ZM73 249H74V247H73ZM69 250H72V249H69ZM91 250L89 249V251H91ZM23 251H25V249H23ZM23 251H21V255H22ZM58 251H59V249H58ZM72 251L68 253L69 254L68 258L72 257V255L70 253L74 254V252H72ZM80 251L78 252V253H80L79 254L80 257H78L79 260L84 258L86 255H89V253H90L89 251H87L86 247H85V250L84 249L82 250V251H85L84 254L81 253ZM64 252H62L64 254V255L63 254L62 255L66 257L67 253L65 254ZM93 252H91V253H93ZM47 253H45V254H47ZM95 253L96 252H94V255H95ZM38 255H39V253H38ZM40 255H39V258H40ZM47 255L50 256V254H47ZM56 255H58V254H56ZM56 255H54L53 258ZM62 255H59V257L56 256V258H58V259L55 258L56 260H54V263L52 262L53 259L51 258L52 264H56V263L57 264H62V263L64 264V262H65L64 260H66L68 258L66 257V259L63 260ZM76 255L75 256L73 255V257H74L73 260L77 259ZM36 258H38V256ZM60 258H61V260H59ZM103 258L102 259L99 258L96 261L103 260ZM188 258H190V257H188ZM136 259H137V261H135ZM152 259H154V261ZM185 259L182 262L189 264V262L191 260L188 259L189 260V262H188ZM39 260H41V259H39ZM79 260L77 259V262ZM59 262H62V263H59ZM66 262H68V260H66ZM71 262H72V260H70L68 263L71 264ZM77 262H73L72 264H79ZM134 262H133V264H134ZM194 262H196V260ZM68 263H65V264H68ZM88 264H92V263H88Z\"/></svg>", "mask_w": 264, "mask_h": 264}, {"label": "snow or ice", "instance_id": "snow-or-ice-1", "mask_svg": "<svg viewBox=\"0 0 264 264\" xmlns=\"http://www.w3.org/2000/svg\"><path fill=\"white\" fill-rule=\"evenodd\" d=\"M116 251V244L114 243L108 250L107 254L111 255L113 252Z\"/></svg>", "mask_w": 264, "mask_h": 264}, {"label": "clouds", "instance_id": "clouds-1", "mask_svg": "<svg viewBox=\"0 0 264 264\" xmlns=\"http://www.w3.org/2000/svg\"><path fill=\"white\" fill-rule=\"evenodd\" d=\"M259 147L261 148V150H264V142H261V144L259 145Z\"/></svg>", "mask_w": 264, "mask_h": 264}]
</instances>
